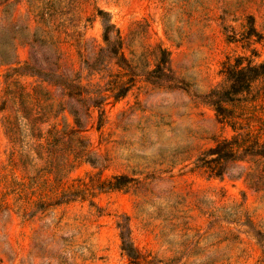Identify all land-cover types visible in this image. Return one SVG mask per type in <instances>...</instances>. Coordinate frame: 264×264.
Masks as SVG:
<instances>
[{"label": "rangeland", "instance_id": "obj_1", "mask_svg": "<svg viewBox=\"0 0 264 264\" xmlns=\"http://www.w3.org/2000/svg\"><path fill=\"white\" fill-rule=\"evenodd\" d=\"M99 10L130 69L97 60ZM159 47L176 79L153 84ZM5 49L82 90L0 64V264H264V77L220 113L208 99L264 63V0H0ZM224 140L243 159L218 178Z\"/></svg>", "mask_w": 264, "mask_h": 264}, {"label": "trees", "instance_id": "obj_2", "mask_svg": "<svg viewBox=\"0 0 264 264\" xmlns=\"http://www.w3.org/2000/svg\"><path fill=\"white\" fill-rule=\"evenodd\" d=\"M99 17L103 24V40L106 44L105 48L100 51L97 60L104 53L110 55L118 61V64L123 67L131 68L126 56L123 54V39L121 37L120 31L116 28L114 24L111 23L109 19L110 14L103 10H99ZM160 58L155 66V68L148 72L146 77L147 80L153 84H159L164 80H174L176 79L173 69L171 67L170 52L167 49L159 47ZM1 60L0 64H10L16 67L12 68V71L22 75H31L41 79L44 83L65 88L69 91L82 90L81 84L77 83L73 79H69L64 74L50 68L43 69L35 61H27L24 63H19L15 59V53L11 50H3L0 54ZM264 77V63L259 65L249 64L245 67H241V64L237 63L236 66L230 67L226 72V79L228 86L223 90H214L208 95L210 103L215 107L217 113L225 110L222 106L223 103L233 102L240 95L248 92L251 89L253 82ZM131 86L122 87L116 99L122 98L127 95L130 91ZM93 105L99 107L100 102L93 100ZM210 156H214L211 162L220 163L222 168L215 172V176L218 178L223 177L225 166L231 161H236L243 159L242 155L235 152L233 148V143L228 140H224L217 144V146L208 152ZM256 155L264 157V146L260 148V152H256ZM133 179L128 176H118L114 178L111 182L112 189L118 190L127 186ZM125 224L121 225V241L122 250L131 259H138V250L134 246L131 236L130 228L127 224L129 216L124 218ZM264 238V236H262Z\"/></svg>", "mask_w": 264, "mask_h": 264}]
</instances>
